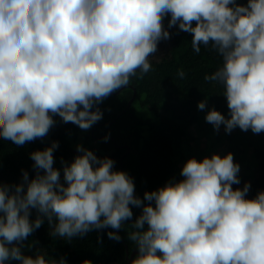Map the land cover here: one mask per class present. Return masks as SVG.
<instances>
[{"label":"clouds","instance_id":"clouds-1","mask_svg":"<svg viewBox=\"0 0 264 264\" xmlns=\"http://www.w3.org/2000/svg\"><path fill=\"white\" fill-rule=\"evenodd\" d=\"M166 15L169 27L191 33L193 51L210 45L222 58L205 79L223 86L229 114L211 108L205 120L226 133L264 132V0H0V137L18 145L43 138L55 114L91 128L103 117L94 105L137 70L150 71L158 42L170 36ZM57 147L30 153L33 178L22 170L20 183L0 184V264H67L42 251L24 255L17 244L42 217L50 235L69 240L120 229L132 217L129 205L142 209L129 232L137 248L131 264H264V190L249 199V183L232 187L240 180L230 152L188 158L182 179L145 191L143 203L110 157L80 145V155L62 161L61 183ZM33 208L42 215L30 220Z\"/></svg>","mask_w":264,"mask_h":264},{"label":"trees","instance_id":"trees-1","mask_svg":"<svg viewBox=\"0 0 264 264\" xmlns=\"http://www.w3.org/2000/svg\"><path fill=\"white\" fill-rule=\"evenodd\" d=\"M237 3L246 4L247 0H237ZM169 19L170 15H166L162 21L170 34L169 39L158 42L157 51L149 58L150 71L141 73L137 70L136 75L130 77V86L117 89L94 105L103 117L91 128L83 130L55 114V123L43 138L18 145L0 137V184L20 183L22 170L33 178L35 170L30 153L56 141L58 147L53 150V167L59 171L61 183H66L62 161L69 164L80 155L77 149L80 145L99 158L110 157L115 162V169L125 171L133 179L134 195L143 203H149L144 200V192L156 190L170 180L182 179L183 164L196 155L195 140L214 133L220 144L217 154L223 156L230 152L234 162L239 164L240 183L232 187L243 188L246 182L249 183V199L264 190V132L255 134L250 129L244 131L236 127L226 133L223 124L220 131L212 124L204 123L206 106L199 109V101L203 100L207 109L215 108L225 117L229 114L223 86L205 79L221 66L222 58L210 45L201 44L199 53L193 51L191 33L182 31L178 24L169 27ZM180 72L184 74L182 77ZM129 207L132 217L123 221L118 231L93 229L71 240L50 235L49 222L42 217L43 224L17 246L24 255L34 256L37 251H42L51 258H66L67 264H82L85 259L91 264H131L137 252L131 261L130 253L137 248L129 239V232L134 230L132 224L142 209ZM38 215L42 214L30 209V220ZM109 231L116 232L120 239H110ZM14 263L19 264L10 261V264Z\"/></svg>","mask_w":264,"mask_h":264},{"label":"rangeland","instance_id":"rangeland-1","mask_svg":"<svg viewBox=\"0 0 264 264\" xmlns=\"http://www.w3.org/2000/svg\"><path fill=\"white\" fill-rule=\"evenodd\" d=\"M209 109H207V105H206V109L203 110V121L206 124H211L209 122H207L205 120V114ZM211 127H208L207 129L210 130ZM216 130V129H215ZM218 130L221 131V128H219ZM214 133H210L209 135L204 134L199 136L194 143L193 149L194 152L196 153V155L194 156L195 158L200 157L201 159L205 156H211L212 153H215V151L219 149L220 144L218 143V141L216 140ZM214 145V146H213ZM217 148V149H215ZM216 151V153H217ZM14 262L18 263V261L13 260ZM15 264V263H14Z\"/></svg>","mask_w":264,"mask_h":264},{"label":"water","instance_id":"water-1","mask_svg":"<svg viewBox=\"0 0 264 264\" xmlns=\"http://www.w3.org/2000/svg\"><path fill=\"white\" fill-rule=\"evenodd\" d=\"M127 86H130V85H127ZM127 86H125V87H127ZM123 88H124V87H122V88H120V89H123ZM134 95H135V90H134L133 96H134ZM132 99H133V97H132L131 100L129 101L128 105L131 103ZM117 231H118V229H117ZM125 248H126V253L128 254V248H127V246H125ZM136 252H137L136 250H133V251L130 253V257H129V260H130V261H131L133 255H134Z\"/></svg>","mask_w":264,"mask_h":264}]
</instances>
